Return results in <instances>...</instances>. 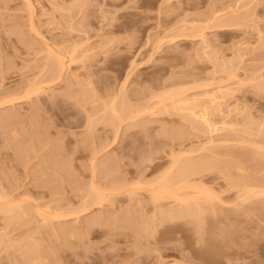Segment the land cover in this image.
Listing matches in <instances>:
<instances>
[{"label":"rangeland","instance_id":"rangeland-1","mask_svg":"<svg viewBox=\"0 0 264 264\" xmlns=\"http://www.w3.org/2000/svg\"><path fill=\"white\" fill-rule=\"evenodd\" d=\"M78 4L80 7L77 0H0V101L11 98L9 92L19 93V97L38 85L45 89L31 93L29 98L19 97L21 100L17 98L14 104L0 103V194L5 195L0 203L17 206L12 213L14 217L0 213V264H264L262 196H258L260 201L253 198L246 202L247 206L243 204L236 210L233 205H225L221 212L209 214L211 224L207 218L200 221L210 224L209 227L202 223L194 225L192 218L162 223L154 216L156 206L145 199L149 195L148 181L154 182L155 175L165 171L162 168L159 174H153V166L170 161L167 152L169 142L173 143L170 136L174 134L173 139L177 140L175 130L184 127L186 132L185 128H189L187 133L196 141H188L189 146L203 145L215 137L202 133L210 135L205 138L193 132L188 122L171 108L166 115L164 105L172 101L163 105L158 98L166 90L180 91L184 87L189 91L183 90L188 94L185 96L194 97L223 89L219 94L216 92L217 99L212 97L215 93L211 98L217 100L215 103L219 101L227 122L234 119L233 123H227L229 127L238 129L230 127L226 130L231 131L220 132L215 139L224 140L228 134L227 140L233 143L236 139L235 143H239L225 142L232 145L229 148L222 143L227 150L231 148L233 152L235 144L240 147L236 152L240 149L243 156L251 152L250 157L257 156L261 161L253 164L249 156L241 157L243 162L246 160L244 164L247 162L255 169L253 165L260 167L264 163V150L260 148L264 149V86H258L264 85V0H80ZM215 13L219 19L221 16L222 23L233 18V25L228 22L230 25L219 27V23L217 26L209 23L206 19ZM56 56L65 60L67 70L51 82L49 63ZM113 101L116 109L123 103L133 107V114L130 115V109L129 113L123 112L120 107L115 110L122 119L112 116L110 109L108 115L107 107L111 108ZM151 105L159 109L154 110L157 113L148 112ZM135 106L140 111L144 107L148 110H142L143 114ZM90 120L92 125L88 124ZM251 121L255 123L252 128L248 126ZM180 122L183 126H179ZM87 127L93 128L91 133ZM245 131H251L252 135ZM254 140L257 142L252 146L250 142ZM149 152L156 160L153 166L145 162ZM144 156L147 158L141 163ZM228 158L235 163L241 159L226 156L223 160ZM247 159L251 161L248 163ZM217 171L213 173H217L216 177L223 174ZM221 176L224 180V174ZM261 178L263 181L264 177ZM222 179L213 184L224 186ZM110 183L127 187L111 191ZM92 187L102 191L106 200L88 208L85 196L88 197ZM228 193L234 194L231 191L222 196ZM258 202L262 207L259 210L252 207ZM242 206L249 207L252 214ZM238 213L241 219L239 216L237 219ZM59 214L63 217H57ZM220 218L226 223L231 219V224L228 226L224 220L220 223ZM213 221L218 224L214 231ZM197 228L204 233L198 235ZM228 230L232 236L227 240L224 237L229 236ZM241 242L246 244L240 246ZM32 247L34 251L29 249ZM202 252L207 255L205 258Z\"/></svg>","mask_w":264,"mask_h":264},{"label":"bare ground","instance_id":"bare-ground-1","mask_svg":"<svg viewBox=\"0 0 264 264\" xmlns=\"http://www.w3.org/2000/svg\"><path fill=\"white\" fill-rule=\"evenodd\" d=\"M78 3H80V0H77V6L78 5H80V4H78ZM76 6V5H75ZM76 6V7H77ZM78 7H80V6H78ZM31 9V8H30ZM214 15V16H213ZM217 14L215 13V14H212V15H210L211 17L209 18L208 16V19H206V20H209V23L211 22V23H214L215 24V26H217L218 25V23L220 24V26L219 27H224V26H228V25H230V24H232L231 22H233V21H231V20H233V18L231 19V20H227L230 24H228V22H226V20H224L225 21V23H222V21L220 22V19H221V16H220V19H219V16L217 17L216 16ZM213 16V17H212ZM238 17H240V16H238ZM238 17H237V20H238ZM236 18V17H235ZM222 20V19H221ZM236 20V21H237ZM223 21V22H224ZM217 24V25H216ZM233 25V24H232ZM50 67H49V69H48V73L50 72V74H49V78H50V81L53 79H55V78H61L65 73H66V70H67V63L65 62V60L64 59H62L61 57H58V56H56V57H52V60L50 61ZM223 68H225V67H223ZM228 69V68H227ZM227 69L226 70H224V72L225 71H227ZM222 70V71H223ZM46 75H47V73H46ZM48 76V75H47ZM3 78H4V76H2ZM2 78V79H3ZM1 79V80H2ZM46 81H48V80H46ZM50 81L49 82H46V83H50ZM1 82V81H0ZM2 82H4V81H2ZM51 82H53V81H51ZM45 83V82H44ZM0 84H2V83H0ZM262 84H260L259 83V85L258 86H260L259 88H261V87H263L264 85H262ZM41 85H38L37 87H34V89H29V91L27 90L23 95L24 96H20L21 95V93H20V95H19V97H22L23 99H24V97H28L29 98V96L31 95V93H32V95L33 94H35V93H38V91H41V90H45L44 88H42V87H40ZM30 88H33V86L32 87H30ZM192 88H194V87H192ZM264 88V87H263ZM262 88V89H263ZM178 89H180V88H178ZM188 88H186V90H185V88L183 87L182 89H180V91H177L176 89V92H175V90L174 89H172V90H166L164 93H162L161 95L162 96H160V97H158L160 100V103L161 104H165L164 102H166V101H172V103L171 102H168V103H166L165 105H164V112H165V114L166 113H168L169 114V112H170V108H171V111H173V110H175L176 112H178V114L180 115V117H181V119H183L184 121H186V122H188L187 124H189L191 127H190V129L192 128V130H193V132H195V133H201V135H202V133L203 134H206V133H208V134H210V135H215V137L213 136V137H210V135L208 136V137H210V139H208L207 140V142L205 141L204 143L205 144H203V145H195V143H194V145L192 144V145H190L189 146V144L187 143L188 141H190L189 143H191V140H193L191 137V135H190V133L188 134L187 133V129H189L188 127H187V129L185 128V130H186V132H184V127L182 128L183 130H175L176 128H174V130H175V132H176V137H175V139H177L176 141H174V134H172L171 136H170V140H172L173 141V143H171V142H169L170 143V146H168V148L170 147V149L168 150V154H169V156L168 157H170V161L168 162H166L165 161V163H158V164H155L154 166L152 165L153 163L152 162H154V161H156L155 160V158H153L152 156V154H151V156H149L150 155V152L148 153V155L147 156H149L148 158H147V156H144V157H142L140 160H142V159H146V161L145 162H149L152 166H153V168H152V171H153V174L155 173V172H158L157 174H159V172L160 171H164L163 172V174H161L160 173V176L159 175H155L156 177H154L155 178V180H154V182H152L151 183V181L149 180L148 182L150 183V189L148 190V196L147 197H145V199H146V201L147 202H149V203H152L153 205H155L156 207V210H155V212H156V214L154 215L155 217H159V221L160 222H164L165 220V222H168L167 220H169V221H172L173 222V220H180V219H184V221L186 220V219H188L189 221H190V218H192V223H194V220H195V222L196 223H194V225L195 224H197V223H202V222H204V221H202V222H200L202 219L203 220H205L204 218H210L211 216H209L208 217V215L210 214H217V212H221L222 211V209H224V206L225 205H233L234 206V210H236V209H238L241 205H243V204H245L246 205V202L247 201H249V200H253V198H258V196H262L263 198H264V180L263 181H261L260 179H262L261 178V176L262 177H264L263 175H264V173H262V174H260V171H263L264 169H260V167H261V165H262V167H264V163H260L261 165H260V167H258L259 165L258 164H256V166L255 165H253L254 167H255V169L254 168H252V167H249L250 165L248 164L247 165V162L244 164V162L246 161H244L243 162V159H246V158H248V156H249V159H251L252 157H250V155H251V152H249V153H247V151L249 150V149H247V151H245V153H247V155L246 156H243L244 155V152L242 151L241 152V150L239 149V151H240V154H242L241 156L239 155V151H238V149H237V152H238V155L237 154H235V153H237L236 152V148H240V147H237L236 145L239 143H235V141H236V139H235V141L233 142V143H235L234 144V146L236 147H233V149L235 148V150L233 151V149H232V151L233 152H231V148H230V150L228 149L227 150V148L226 147H228L229 148V145L230 146H232L233 145V143H231V141H229V138H228V140H227V136H228V134H227V136H226V139H219V140H216L215 138H217V137H220L218 134L220 133V132H223V134H224V131L226 130V129H228V128H230L231 127V129H232V127L233 126H230L229 127V125L227 124V123H233L234 122V119H233V122H231L232 121V119H231V117H229V119H231L230 120V122H227V120L225 119V117H223L224 116V114H223V116H222V110L220 109V103H219V101L218 102H216L215 103V101H217V100H215V101H213V99L215 98V96H216V92H217V94H219L222 90H221V88H220V90L217 88V90H216V92H214L213 91V94L215 93V95H213V94H209V92L207 91L206 93L205 92H200V93H202V94H198L197 92V94L199 95V96H195V94H194V97H188V96H185V95H188V94H186V92L184 93V91H188L187 90ZM184 90V91H183ZM192 90V89H191ZM261 90V89H260ZM223 92V91H222ZM128 93V92H127ZM126 93V94H127ZM188 93H189V91H188ZM210 93H212V92H210ZM8 94V93H7ZM11 94V95H10ZM12 94L13 95H17V96H12ZM19 94V93H18ZM18 94H14V93H11V92H9V94L8 95H10L11 96V98L8 96V95H6L7 96V98L9 97V99H7L6 101H5V99H2V100H4V101H0V103L1 104H3V105H7V104H9L10 102L12 103V102H15V100L16 101H18V99L19 100H21L19 97H18ZM25 94H26V96H25ZM129 94V93H128ZM128 94L126 95V98L127 99H129L128 97ZM123 95V94H122ZM184 95V96H183ZM207 95V96H206ZM213 95V96H212ZM6 96L4 95V97L6 98ZM128 96V97H127ZM201 96H204L205 98H210L209 100L208 99H204V97H201ZM211 96L212 97H214L213 99L211 98ZM4 97H2V98H4ZM217 97L218 96H216V99H217ZM18 98V99H17ZM220 98V97H219ZM120 99V98H119ZM118 99V100H119ZM212 99V100H211ZM9 100V101H8ZM122 100V99H121ZM119 101L118 103H120V102H122V101ZM116 101V100H115ZM125 101V100H124ZM123 101V102H124ZM129 100H127V104H130V102H128ZM3 102V103H2ZM5 102H7L6 104H5ZM114 102V101H113ZM117 102V101H116ZM1 104H0V106H1ZM12 104H14V103H12ZM114 104H115V102H114ZM114 104H112V106H111V108H110V106H108L106 109H107V111H106V113H108V115H110L111 113H112V116H114V115H116L115 117L117 118V119H119V118H121L120 117V114L119 115H117L118 114V112L116 111L117 109H119L120 107H122L121 108V110L123 111V110H127V112L129 111V109L131 110V108H133V107H131V108H129V107H127L128 105L126 104V103H123V105H119L118 106V108L116 109V104H115V106H113ZM122 104V103H121ZM155 104V103H154ZM156 104H157V102H156ZM158 104H159V102H158ZM168 104H169V106L170 107H168ZM2 105V106H3ZM127 105V106H126ZM132 105V104H131ZM152 106V105H151ZM151 106H149L150 108H151ZM158 107H160L161 108V105L159 106V105H157ZM113 107H115V108H113ZM136 107V106H135ZM154 107H156V106H154ZM163 107V106H162ZM128 108V109H127ZM149 108V109H150ZM222 108V107H221ZM111 110V113H110V110ZM116 109V110H115ZM147 108L146 107H144L142 110L144 111V110H146ZM158 109V108H157ZM157 109H155V108H153V106H152V108H151V111H149L148 109V112H152V110H153V114H155V113H157L156 111H155V113H154V110H157ZM173 109V110H172ZM120 110V109H119ZM118 110V111H119ZM134 109H132L131 110V114L130 115H132L133 114V111ZM136 111L137 110H139V109H137V107H136V109H135ZM141 110V111H142ZM147 110L145 111V112H147ZM159 110V109H158ZM157 110V111H158ZM3 111H7V109H5V110H3ZM140 111V110H139ZM140 111V112H141ZM142 111V113L144 114L145 112H143ZM161 111L163 112V109H161ZM123 112H125V111H123ZM160 112V111H159ZM117 113V114H116ZM129 113V112H128ZM136 113V112H135ZM141 113V114H142ZM246 113V112H245ZM9 114H11V113H9ZM8 114V115H9ZM124 115H125V113H123ZM160 114H162V113H160ZM178 114H176V116H179ZM244 113H242V115H243ZM7 115V116H8ZM137 115H140V113H138ZM167 115V114H166ZM175 115V114H174ZM239 115L241 116V114L239 113ZM4 116V115H3ZM6 116V115H5ZM4 116V117H5ZM121 116H122V114H121ZM169 116V115H168ZM171 116H172V113H171ZM238 116V115H237ZM250 115H246V117L248 118ZM1 117V116H0ZM4 117H2L3 119H4ZM8 117H10V116H8ZM7 117V118H8ZM106 117V120L109 118L107 115L105 116ZM108 117V118H107ZM119 117V118H118ZM123 117V116H122ZM130 117H132V116H129L128 118H130ZM228 117V116H227ZM6 118V120L8 121V119ZM12 118V117H11ZM111 118V117H110ZM126 118V117H125ZM234 118V117H233ZM251 118V117H250ZM115 119V118H114ZM122 119V118H121ZM229 119H228V121H229ZM246 119V118H245ZM253 119V118H252ZM251 119V120H252ZM120 120V119H119ZM124 120V119H123ZM122 120V121H123ZM182 120V121H183ZM238 120L241 122V119H239L238 118ZM243 120H244V118H243ZM242 120V124L244 123V121ZM248 120V119H247ZM1 121V120H0ZM9 121H10V119H9ZM13 121V120H12ZM11 121V122H12ZM149 121V120H148ZM249 121V120H248ZM252 121H254V120H252ZM252 121H251V123H249L250 125H248L249 127H251L252 128V126H253V124H255L254 122H253V124H252ZM6 121L4 120V123H5ZM109 122H111V120H109ZM9 123V122H8ZM7 123V124H8ZM92 122H91V120H90V123H88L89 125L91 124ZM113 123V122H112ZM114 123H116V121L114 122ZM119 123V122H118ZM117 123V124H118ZM121 123V122H120ZM140 123H142V122H139V124ZM183 123V122H182ZM236 123V122H235ZM237 123H238V121H237ZM236 123V125H240V124H237ZM245 123H246V121H245ZM257 123V122H256ZM10 124V123H9ZM134 124V123H133ZM136 124V123H135ZM135 124L132 126V127H134L135 126ZM148 124V123H147ZM146 123H145V125H147ZM248 124V123H247ZM251 124H252V126H251ZM258 124V123H257ZM261 124V123H260ZM92 125V124H91ZM115 125V124H114ZM141 125V124H140ZM140 125H138L137 124V126H140ZM183 126V124H181V122H180V125L179 126ZM220 125V127H218ZM227 125H228V127H227ZM233 125V124H232ZM235 125V124H234ZM245 125V124H244ZM244 125H243V129H244ZM259 125V124H258ZM262 125V124H261ZM7 126H9V125H7ZM88 126V125H87ZM143 126V125H142ZM175 126V125H174ZM178 126V125H177ZM185 126V125H184ZM188 126V125H187ZM222 126V127H221ZM227 128H226V127ZM144 127V126H143ZM147 127V126H146ZM173 127V126H172ZM236 127V126H235ZM262 127V126H261ZM91 128V127H90ZM89 128V129H90ZM179 128H181V127H179ZM234 128V127H233ZM247 128V127H246ZM246 128H245V130H246ZM254 129H256L257 128V131H259L260 130V128H259V130H258V127H253ZM87 129H88V127H87ZM88 129V131H90V133L92 132L91 130L93 129H90L89 130ZM143 129V128H142ZM164 129V128H163ZM165 129H169V127H165ZM234 129H236V128H234ZM233 129V130H234ZM238 129V128H237ZM236 129V130H237ZM240 129V128H239ZM242 129V128H241ZM240 129V130H241ZM191 130V131H192ZM236 130H234V131H236ZM240 130H239V133H240V135L241 136H243V134L244 133H242L243 131H241L240 132ZM247 130H250V128H248ZM252 130V129H251ZM120 131V130H119ZM117 132V135H115V140H116V137L117 136H119L118 135V133H120V132ZM167 131V130H166ZM172 131H173V129H172ZM226 131H231V130H226ZM257 131H256V133H257ZM170 132H171V130L169 131L168 130V136L170 135ZM174 132V133H175ZM192 132V133H193ZM248 132V131H247ZM246 131H245V134L247 133ZM251 132V131H250ZM250 132H248V133H250ZM163 134L164 133H166V132H162ZM191 133V134H192ZM225 133H227V132H225ZM231 133V132H230ZM233 133H235V132H233ZM242 133V134H241ZM253 134H255V130H254V132H252ZM251 134V133H250ZM166 135V134H165ZM193 136H194V134H192ZM195 135H197V134H195ZM218 135V136H217ZM232 135V134H231ZM235 135V137H236V134H234ZM249 135V134H248ZM252 135V134H251ZM198 137H199V135H197ZM202 136H204V135H202ZM206 136V135H205ZM204 136V137H205ZM222 136V135H221ZM241 136L239 137V138H241ZM250 136V135H249ZM248 136V137H249ZM166 137H167V135H166ZM196 137V136H195ZM207 137V136H206ZM205 137V138H206ZM207 137V138H208ZM225 136H223V138H224ZM231 137V136H230ZM237 137H238V133H237ZM252 137V136H251ZM257 137V136H256ZM258 137H259V135H258ZM118 138V137H117ZM194 138V137H193ZM197 138V137H196ZM199 138H201V136L199 137ZM222 138V137H221ZM243 138V137H242ZM260 138V137H259ZM167 139V138H166ZM202 139V138H201ZM231 139V138H230ZM233 139H234V136H233ZM238 139V138H237ZM247 138H245V142L247 141L246 140ZM251 138H249V140H250ZM255 139V138H254ZM169 140V139H168ZM232 140V139H231ZM253 140V139H252ZM255 140H257V139H255ZM255 140L254 141H251L250 142V144L253 146V145H256V142L258 141H256L255 142ZM263 140V139H262ZM261 140V141H262ZM193 141H195V140H193ZM198 141V140H197ZM204 141V140H203ZM228 141L232 144H226L225 142H227L228 143ZM233 141V140H232ZM261 141H259L260 143H262ZM196 142V141H195ZM258 142V143H259ZM193 143V142H192ZM199 143H200V141H199ZM199 143H197V144H199ZM226 144V145H228V146H226V147H224L223 146V144ZM247 143H249V142H247ZM247 143H246V145H247ZM164 144H167V143H164ZM164 144H162L161 146H163ZM201 144V143H200ZM243 144V143H242ZM167 145H169V144H167ZM209 145V146H208ZM244 145V144H243ZM262 145V144H261ZM165 146L166 145H164V148H165ZM240 146V145H239ZM160 147V146H159ZM158 147V148H159ZM246 146H244L243 148H245ZM251 147V146H250ZM249 147V148H250ZM263 147V146H262ZM262 147H260L262 150H264ZM163 148V147H162ZM248 148V147H247ZM253 148V147H252ZM256 148V147H255ZM156 149L157 148H155V151H156ZM241 149H242V147H241ZM254 149V148H253ZM259 149V148H258ZM242 150H244V149H242ZM257 149H255L254 150V152L256 151ZM262 150H260V151H262ZM158 151V150H157ZM165 151V150H164ZM170 151V152H169ZM160 152V151H159ZM158 152V153H159ZM153 153H154V151H153ZM264 153V152H263ZM263 153H261V154H263ZM145 155H146V153H144ZM144 154H142V155H144ZM156 153H154V155H155ZM250 154V155H249ZM252 154H253V152H252ZM255 154V153H254ZM257 154H260V152L259 153H257ZM256 154V155H257ZM159 155H160V153H159ZM256 155H254V156H256ZM157 156V155H156ZM228 157V156H234V157H242L241 159H240V162L239 161H237L238 163H235L233 160L235 159V158H230V159H233V160H230L229 158L226 160H223V158L224 157ZM253 156V157H254ZM245 157V158H244ZM260 157H262L261 155H260ZM48 158V157H47ZM157 158V157H156ZM264 158V157H263ZM45 159H46V157H45ZM111 160L113 159V158H110ZM161 159V158H160ZM144 160H142V161H140L141 163H143L144 162ZM158 160V159H157ZM162 160V159H161ZM160 160V161H161ZM229 160V161H228ZM248 160V159H247ZM251 160H254L253 161V164H254V162L255 163H259V162H261V161H259L260 159L258 158L257 159V156H256V158L255 159H251ZM250 160V161H251ZM43 162L42 163H44V159L42 160ZM114 161H115V159H114ZM249 160H248V163L250 162ZM257 161V162H256ZM49 162V161H48ZM45 163H47L46 162V160H45ZM102 163V162H101ZM100 163V164H101ZM103 163H104V161H103ZM113 163V162H112ZM148 163V164H149ZM157 163V162H156ZM96 164V163H95ZM95 164H94V166H95ZM114 164V163H113ZM115 164H116V161H115ZM41 165V164H40ZM43 165H45V164H43ZM141 165V164H140ZM143 165H146V163H144ZM149 166L150 168L152 167V166ZM258 165V166H257ZM93 166V167H94ZM111 166H113V165H111ZM166 166H167V168H166ZM98 166H97V164H96V166L94 167V168H97ZM100 167V166H99ZM113 167H115V165L113 166ZM144 167H146V166H144ZM149 167H147V168H149ZM261 167V168H262ZM50 167H48V169H49ZM146 168V169H147ZM163 168V169H162ZM164 168H166V169H164ZM256 168H259V169H256ZM43 169V168H42ZM52 169V168H51ZM51 169H49L50 171H51ZM162 169V170H161ZM149 170V169H148ZM217 170H219V172H222L223 174H224V180L221 178L222 176L221 175H223V174H221L219 177H216V174H214L213 175V173L216 171V172H218ZM40 171H41V169H40ZM95 171H97V169H95ZM100 171V170H99ZM98 171V172H99ZM253 172H257V174H260V175H257V176H255L256 174H254ZM259 172V173H258ZM152 174V175H153ZM156 174V173H155ZM219 174V173H218ZM252 174H254V175H252ZM209 175H213L212 177H209ZM260 176V177H259ZM153 177V176H152ZM256 177H259L260 179H256ZM62 179V178H61ZM217 179H222L224 182H222V183H224V184H222V185H224V186H222V187H220V185H218V183L216 182L215 184H213V182H215ZM264 179V178H263ZM218 180V182H220ZM117 181H118V179H117ZM116 181V183H118ZM147 181V180H146ZM115 183V182H114ZM114 183H110V184H113L112 185V187H108L109 189H111V191L112 190H114V191H117V190H121V189H124V188H126L127 186H125V185H123V184H114ZM121 183V182H120ZM148 183V184H149ZM211 184H213V185H216V186H219V188L220 189H217V188H215V187H213ZM220 184V183H219ZM128 185V184H127ZM263 187V188H262ZM225 191V192H231V191H233L234 192V194L232 193H228V195L229 194H231V195H227L226 197L224 196H222V193H225L224 191H222V189ZM259 188H261V190H257V189H259ZM89 189V188H88ZM108 189V190H109ZM263 189V190H262ZM86 192H88V191H86ZM102 192V191H101ZM100 192V190H98L96 187H92V188H90L89 189V192L87 193L88 194V197L87 196H85L86 197V200H88V202L86 203V201H85V203L87 204L86 206H89L88 208H90V206H95V205H101L102 203H103V201L104 200H106V198H105V196L102 194ZM86 194V195H87ZM1 195V194H0ZM4 194H2L1 196H0V201L1 200H4L5 199V195L3 196ZM88 198V199H87ZM259 199V198H258ZM257 200V199H256ZM263 199H261V201H262ZM255 201V200H254ZM254 201H252L253 203H254ZM259 201H260V199H259ZM252 202H249V203H252ZM263 202V201H262ZM84 203V202H83ZM259 203V202H258ZM256 204V203H255ZM245 205H243V206H245ZM247 205H248V203H247ZM246 205V206H247ZM263 205V204H262ZM86 206H84V207H86ZM242 206V207H243ZM251 205L249 204V207H250ZM255 206L256 207H258V210H259V206H260V203L258 204V205H252V207H254L255 208ZM14 207H16L17 208V206L15 205V204H1L0 203V213L2 212L3 214H6V216H7V214H12V213H14L13 212V210H14ZM84 207H83V209H84ZM241 207V208H242ZM249 207H246L247 208V210L248 211H250V208ZM261 207V206H260ZM15 208V209H16ZM88 208L86 209V211L88 210ZM225 208H226V206H225ZM228 208V207H227ZM245 207H243V209H244ZM246 208H245V210H246ZM249 208V209H248ZM262 208V207H261ZM260 208V209H261ZM252 209V208H251ZM225 210H226V212H225ZM224 211H223V213L225 212V213H227L228 211H227V209H225ZM240 210V209H239ZM254 210V209H253ZM252 210V211H253ZM84 211H85V209H84ZM231 212L233 211V210H230ZM263 210H261L260 212H262ZM237 212V211H236ZM259 212V213H260ZM264 212V211H263ZM225 213H224V215H225ZM241 213H243V210H241ZM246 213H247V215H249V212H247L246 211ZM250 213L252 214V212L250 211ZM75 214H78V213H75ZM75 214H73V215H75ZM222 214V213H221ZM234 214V213H233ZM239 214L240 213H238L237 214V219H238V216H239ZM243 214H245V213H243ZM251 214H250V217H251ZM256 214V213H255ZM13 215V214H12ZM60 215V216H59ZM59 215H57V217H61L62 215L61 214H59ZM72 215V214H71ZM228 215V214H227ZM232 215V214H231ZM235 215H236V213H235ZM235 215H232V217L233 216H235ZM242 215V214H241ZM64 216H66V215H64ZM215 216V215H214ZM217 216H219L220 217V213H218V215ZM229 216H230V214H229ZM260 216H262V215H260ZM13 217H14V215H13ZM63 217V216H62ZM129 216H127V218H128ZM224 217V216H223ZM228 217V216H227ZM240 217V219H241V216H239ZM244 217H245V215H244ZM264 217V216H263ZM8 218V217H7ZM10 218H12V216L10 217ZM9 218V219H10ZM126 218V220H128ZM129 218H131V217H129ZM195 218V219H194ZM216 218H218V217H216ZM226 218V217H225ZM231 218V217H230ZM233 218H235V217H233ZM8 219V220H9ZM153 219V218H152ZM156 219V218H155ZM199 220V222H198V220ZM212 219H213V217H212ZM236 219V218H235ZM236 219V220H237ZM158 220V219H157ZM209 220V219H208ZM224 220V218L221 220V218L219 219V222L220 221H223ZM229 220V219H228ZM227 220V221H228ZM129 221H131V220H129ZM189 221H187V222H189ZM210 222V224H211V219L209 220ZM230 221H231V219H230ZM230 221H228L229 223H230ZM238 221V220H237ZM241 221V220H240ZM128 222V221H127ZM207 222V221H206ZM218 222V221H217ZM218 222V223H219ZM224 222H225V224H228V226H229V223H226V221L224 220ZM224 222H220V223H224ZM213 223H215L214 221H213ZM219 223V224H220ZM238 223V222H237ZM236 223V224H237ZM147 224H148V222H147ZM200 224H198V226H200ZM210 224H209V226H210ZM231 224V223H230ZM232 224H234V223H232ZM236 224H235V226H233V225H231V226H233V227H236ZM194 225H192V226H194ZM202 225H206L205 223H202ZM202 225H201V227H202ZM216 225H218V224H216L215 223V226H214V224H212V226H211V228H212V230H213V228H216ZM239 225V224H238ZM129 226V225H128ZM132 225L130 224V227H131ZM148 226V225H147ZM181 226V225H180ZM197 226V227H198ZM206 226H208V223H207V225ZM208 226V227H209ZM214 226V227H213ZM220 226H221V224H220ZM220 226L219 227H217V228H219V229H221L220 228ZM226 226V225H225ZM149 227V226H148ZM195 227V226H194ZM200 227V228H201ZM232 227V228H233ZM178 228V227H177ZM180 228V227H179ZM178 228V229H179ZM199 228V229H200ZM229 228V227H228ZM231 228V227H230ZM130 229V228H129ZM173 229H175V228H173ZM177 229V230H178ZM181 229V228H180ZM198 228H197V230L198 231H200ZM203 229V228H202ZM209 229V228H208ZM226 229V228H225ZM148 230H149V228H148ZM182 230V229H181ZM180 230V231H181ZM196 230V231H197ZM215 230V229H214ZM213 230V231H214ZM217 230V229H216ZM224 230V229H223ZM227 230V229H226ZM226 230H224V231H226ZM145 231H147V230H145ZM156 231V230H155ZM169 231H171V230H169ZM175 232H176V229L174 230ZM179 231V230H178ZM204 231H205V229H204ZM211 231V230H210ZM210 231H208V232H210ZM222 231V230H221ZM221 231H219V233H221ZM229 231V230H228ZM227 231V234L228 233H230V231H231V229H230V231L228 232ZM239 231V230H238ZM148 232V231H147ZM147 232H146V234H147ZM150 232V231H149ZM201 232H203L202 230L200 231V233H198V235L199 234H201ZM212 232V231H211ZM217 232H218V230H217ZM236 232H237V228H236ZM171 233V232H170ZM178 233V232H177ZM181 233V232H180ZM204 233V232H203ZM215 233V232H214ZM218 233V234H219ZM238 234L240 233V232H237ZM172 234V233H171ZM206 234H207V232H206ZM217 234V233H216ZM216 234H214V235H216ZM221 234H223V233H221ZM224 234L227 236V234H226V232H224ZM232 234V233H231ZM234 234V233H233ZM236 234V233H235ZM168 235H169V233H168ZM175 235V234H174ZM208 235H210V234H208ZM220 235V234H219ZM229 236H227V237H224V238H227V240H228V237L230 238L231 236H230V234H228ZM240 235V234H239ZM176 236H177V234H176ZM212 236H213V234H212ZM211 236V238H212V241H214V239L213 238H215V237H212ZM221 236H223V235H221ZM236 236V235H235ZM173 237V236H172ZM201 237H203V236H201ZM205 237H206V235H205ZM208 237V236H207ZM241 237V236H240ZM210 238V237H209ZM233 238H235L234 236H233ZM238 238V237H237ZM179 239V238H178ZM199 239H200V237H199ZM203 239V238H202ZM202 239H201V242H202ZM207 239V238H206ZM216 239V238H215ZM217 239H218V237H217ZM241 239H242V237H241ZM177 240V239H176ZM204 240H205V238H204ZM219 240V239H218ZM226 240V239H225ZM230 241H231V239H229ZM207 241V240H206ZM209 241V240H208ZM210 241H211V239H210ZM217 241V240H216ZM222 241V240H221ZM220 240H219V242H221ZM232 241H234V239L232 240ZM242 241V240H241ZM200 242V243H201ZM215 242V241H214ZM213 242V243H214ZM226 243H227V241H225ZM225 242H223V243H225ZM240 242V241H239ZM216 243V242H215ZM214 243V244H215ZM228 243H229V241H228ZM230 243H232V242H230ZM237 243V242H236ZM242 243V242H241ZM211 244V243H210ZM213 244V245H214ZM217 244H219V243H217ZM216 244V245H217ZM220 244H222V243H220ZM246 244V243H245ZM245 244H241L240 246H243V245H245ZM226 245V244H225ZM32 246H33V244H32ZM207 246V245H206ZM218 246V245H217ZM224 246V245H223ZM238 246V245H237ZM239 246V247H240ZM253 246V245H252ZM29 247H31V245L29 246ZM35 247V246H34ZM34 247H32V248H29V249H31V250H33V248ZM212 247V246H211ZM220 247L222 248V246L220 245ZM219 247V248H220ZM226 248H227V245L225 246ZM231 247H233L232 249H234V246H232L231 245ZM45 248V247H44ZM48 248V247H47ZM207 248H209V247H207ZM206 248V249H207ZM216 247H214V249H215ZM252 248H254V247H252ZM35 249H38L37 247H35ZM205 249V248H204ZM203 249V250H204ZM212 249V248H211ZM228 249V248H227ZM231 249V248H230ZM232 249H231V251H232ZM237 249V248H236ZM244 249V248H243ZM46 250V249H45ZM226 250V249H225ZM225 250H223V251H225ZM258 250V249H257ZM27 251H29L28 249H27ZM26 251V252H27ZM34 251V250H33ZM44 251V250H43ZM206 251V250H205ZM216 251H217V249H216ZM215 251V252H216ZM227 251H229V250H227ZM226 251V252H227ZM35 252H38V250H36ZM45 252V251H44ZM209 252V251H208ZM218 252V251H217ZM236 252V251H235ZM28 253V255H26V256H29V252H27ZM34 253V252H33ZM51 253V252H50ZM232 253V252H231ZM237 253V252H236ZM31 254V253H30ZM52 254V253H51ZM202 254H204V252H202ZM211 254V253H210ZM213 254V253H212ZM226 253L224 252V255H225ZM32 255V254H31ZM214 255V254H213ZM221 255V254H220ZM230 255V254H229ZM205 256H207L206 254H204V258H205ZM209 256V255H208ZM217 256V255H216ZM199 257H202V256H199ZM211 257V256H210ZM207 258V257H206ZM199 259V258H198ZM200 261V260H199Z\"/></svg>","mask_w":264,"mask_h":264}]
</instances>
